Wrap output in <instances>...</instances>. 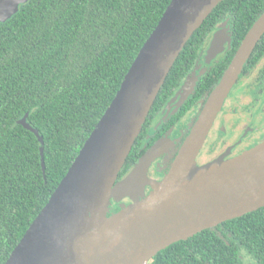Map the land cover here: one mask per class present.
Here are the masks:
<instances>
[{
    "label": "trees",
    "instance_id": "obj_1",
    "mask_svg": "<svg viewBox=\"0 0 264 264\" xmlns=\"http://www.w3.org/2000/svg\"><path fill=\"white\" fill-rule=\"evenodd\" d=\"M169 3L27 0L0 22V264L47 203ZM263 12L264 0H222L212 9L174 61L118 179L194 109L168 148L167 173L242 39ZM223 21L229 24L228 48L199 77L178 110L156 125ZM263 56L264 34L241 75ZM26 113L27 122L42 135L44 168L37 137L18 123ZM109 209L118 211L119 203ZM250 262L264 264V206L174 242L146 264Z\"/></svg>",
    "mask_w": 264,
    "mask_h": 264
},
{
    "label": "water",
    "instance_id": "obj_2",
    "mask_svg": "<svg viewBox=\"0 0 264 264\" xmlns=\"http://www.w3.org/2000/svg\"><path fill=\"white\" fill-rule=\"evenodd\" d=\"M26 1L0 0V22ZM221 1L170 0L110 104L4 264H146L174 242L264 206V140L229 159L199 167L195 163L229 91L264 34L263 12L204 103L168 173L149 184L151 191L143 198L108 215L119 171L167 74L193 32ZM229 44L228 32L215 30L206 61ZM27 116L18 123L37 137L44 168L42 135ZM143 157L119 180L123 190L118 197L128 188L130 195L142 194L147 184L140 178Z\"/></svg>",
    "mask_w": 264,
    "mask_h": 264
},
{
    "label": "flooded vegetation",
    "instance_id": "obj_3",
    "mask_svg": "<svg viewBox=\"0 0 264 264\" xmlns=\"http://www.w3.org/2000/svg\"><path fill=\"white\" fill-rule=\"evenodd\" d=\"M217 29H222L223 31L225 30L229 34V24H228V22L227 21H225V22L223 21L221 24L218 25V27H216L215 30H217ZM213 32L209 36L207 42L204 45L203 51H202V52H204V58H203L204 59V64L207 65V68L221 54H223L225 52V50L228 48V46L225 47V50L223 51V53L219 54L217 57L211 59L210 61H206V59H207L206 58L207 57L206 56V49H207V47L209 45V41H210V39L212 37ZM201 53H200V57H201ZM200 57H199V59H200ZM260 60L258 61V63H256L254 66H252L249 71H247L243 75H241L242 74V71L239 74L238 79H237V82L234 84V86L229 91V93H228V95H227V97H226L223 105L221 106V108H220V110H219V112H218V114H217V116H216V118H215V120H214V122H213V124H212V126H211V128H210V130L208 132V134H207V137H206V139H205V141L203 143V146L201 147L199 153L196 156V163L199 162L201 156L203 155L202 149L205 146H207L208 143H210L211 141H213L216 138V136H217L218 133H222V134L226 135L227 138H232V137H235L236 136V133L238 132L237 131L238 128L236 127V124H232V126H230L229 128H226V127L224 128L222 126V119H223V117H225L226 111L228 109V104H232L235 100H237V99H234V97L235 98L236 97L238 98L239 96H242V97L245 96V95L249 96L248 102H246V104L244 105V108L241 109V112H243V113L246 112L249 116H252L253 115V117H254L255 114H258L259 112H261L263 110V109L261 110V107H262V104H264V62H262V64L259 66ZM197 64H198V62H197ZM197 64L195 65V67L197 66ZM195 67L193 69H195ZM191 72H190V74H191ZM187 77L184 79V81L182 82L181 86L175 91V93L169 99L168 103L166 104V106L162 110L159 118L156 120V122H155L156 125H160L161 122H163L164 120H166L169 116L173 115L178 110V108L181 106V104L185 101V99L187 97H189L190 94L192 93V91L194 89V86H195V83L197 82V80L199 78L192 85L191 83H188V80H186ZM181 87H183V88H181ZM185 89L187 90L186 91V94L187 95L183 99L182 102H179L178 103V100H179L181 94L183 92H185ZM168 107H171V109L169 111V114L163 120H160V118H162V115L166 112V110L168 109ZM263 114H264V112H263ZM241 115H242V113H240L239 116L237 115V118H241ZM263 119H262V123L259 125L262 128H261V130L258 129L261 132L257 136H255L253 138V142L251 144L247 145L248 149L254 147L255 145H257L258 143H260V142H262L264 140V120ZM249 123L252 124L254 122H252L251 120H249ZM156 125H154V127ZM176 126H174L169 132L165 133L164 136L160 140H162L166 136L170 138V136L173 133H175V130L177 129ZM245 130L248 131L249 128L246 127ZM245 130H244V132H245ZM254 130H255L254 127L250 128V132H252ZM179 131H180V129H179ZM244 135H247L249 137V136H251V133L250 134H246V132H245ZM171 142H172V140L169 139V144L162 150V152L155 159H153L151 161V164L148 167L146 174L141 177V179H143V180H145L144 178L147 179V184L144 185L145 188H142V190H141L142 191V194L140 192H138L136 195H133V194L130 195L129 194L128 197L124 198L121 202H119V208L120 209L122 207H124V206L132 203L133 201L135 202V200L137 201V200L143 198V196H144L143 194L147 195L151 191V186L149 184H154L157 181H160L168 173L170 167H169V169H168V171H167L166 174H165V171L167 170V167H168L167 166V164H168V161H167V159H168L167 151H168V148L171 145ZM146 152L144 154H142L141 157H143V155H145ZM241 153H243V152H239L238 151L237 153H235L231 157L237 156V155H239ZM134 165H135V163L131 166V168L127 171V173H125L121 178L118 179V177H117V181H116L117 184H118L119 180H121V179H123V178L126 177V175L131 171V169L133 168ZM131 184H135V182L134 183L132 182ZM132 186H134V185H132ZM115 211H117V209H115V210L111 209L110 210V214L113 213V212L115 213ZM249 264H254V263L253 262H250Z\"/></svg>",
    "mask_w": 264,
    "mask_h": 264
},
{
    "label": "rangeland",
    "instance_id": "obj_4",
    "mask_svg": "<svg viewBox=\"0 0 264 264\" xmlns=\"http://www.w3.org/2000/svg\"><path fill=\"white\" fill-rule=\"evenodd\" d=\"M203 58H204V52L201 53V57H200V59L198 61L197 66L195 67V69H193L191 74L187 77L186 80H188V83H191L193 85L195 83V81L206 70L207 65L204 64V59ZM262 62H264V57L260 60L259 66L262 64ZM234 99H237V100H235L232 104H228V109L226 111L225 117H223V119H222V126L224 128L225 127L229 128L230 126H232V124H236V127L238 128V130H237L238 132L236 133V136L232 137V138H227L226 135H224L222 133H218L216 138L213 141H211L210 143H208L207 146H205L202 149L203 155L201 156L199 162L196 163L197 167L202 166L204 164L211 163V162H216V161L229 159V158H231L232 155H234L238 151L239 152L246 151L248 149L247 145L251 144L253 142V138L255 136H257L261 132L259 130H261L262 127L259 126V125L262 123V119L264 118V116H263L264 115L263 114V112H264V104H262V107H261V110L262 109L263 110L261 112H259L258 114H255L254 117H253V115L249 116L246 112L245 113L241 112V109H243L244 105L246 104V102H248L249 96H247V95H245L243 97L239 96L238 98L234 97ZM193 110L194 109H192L190 111V112H192L191 114H188L187 116H185L177 124V126H176L177 129L175 128L176 129L175 133H173L170 136V138L167 137V136L164 137L162 140L158 141L153 146V148L151 150H149V152H147L144 155V157H143V162H144L143 167L144 168H143V171H142L144 173L143 176L146 174L147 169H148V167L151 164V161L153 159H155L162 152V150L169 144V139H171L173 141V138L175 137L177 131L180 128L182 129L181 126H184L185 124L190 122V120L192 118V115H193V113L195 111V110L194 111ZM240 113H242L241 118H237V115L239 116ZM249 120H251L254 123L250 124ZM246 127L249 128L248 131L245 130ZM252 127H254L255 130L250 132V128H252ZM244 130H245L246 134H250L251 133V136L248 137L247 135H244L245 134ZM121 181L118 184H116V186L114 188V192H115L116 195H114L111 198V202L112 203H114V202L115 203H119L124 198L128 197L129 194H130L127 191H125V190L129 191V188H128V189L124 190L125 192L123 191V193H126V194H124L121 197H118V194L121 193L122 190H123V187H122L123 185H122ZM130 185H135V184H130ZM142 188H145V187L143 186ZM137 193L138 192H133L132 194L136 195Z\"/></svg>",
    "mask_w": 264,
    "mask_h": 264
}]
</instances>
